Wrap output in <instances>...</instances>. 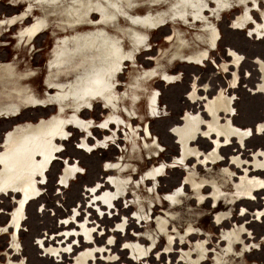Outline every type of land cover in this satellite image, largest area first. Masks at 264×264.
I'll return each mask as SVG.
<instances>
[{
	"label": "rangeland",
	"instance_id": "374dc122",
	"mask_svg": "<svg viewBox=\"0 0 264 264\" xmlns=\"http://www.w3.org/2000/svg\"><path fill=\"white\" fill-rule=\"evenodd\" d=\"M263 37L264 0H0V264H264Z\"/></svg>",
	"mask_w": 264,
	"mask_h": 264
},
{
	"label": "bare ground",
	"instance_id": "6f19581e",
	"mask_svg": "<svg viewBox=\"0 0 264 264\" xmlns=\"http://www.w3.org/2000/svg\"><path fill=\"white\" fill-rule=\"evenodd\" d=\"M11 64H10V66H11ZM10 66L8 67L7 71L5 72L4 76L2 77V79L0 81V106H2L3 104L4 105L5 104L6 105L7 104H14L15 106L18 107V109H21L22 106L28 107L29 104H27L28 102L25 103L26 99L24 97H25V95L29 96L31 94L30 92H32V91H30V90L26 91L28 88L25 90V88H23L19 84V82L22 81L21 80L22 78H24V79L28 78L29 75L19 74V73L16 74L15 72H13V69H15V68L12 66L10 69ZM10 71H11V73H10ZM51 88L52 87H50V85L47 86V89L50 90ZM262 89H264V87H262ZM191 90H192V85H191L190 91ZM190 91H189V93H190ZM199 103H201V102L199 101ZM202 104H203V107H204L205 112H206L207 110L205 108V104L204 103H202ZM205 112H203L204 116H205ZM0 116H4V110L0 111ZM194 116L198 119L202 118L201 115H197L195 113H194ZM180 120H181V123L179 125L182 126L186 123L185 114L183 117H181ZM170 132H171V128H170ZM176 140L179 143L177 138H176ZM107 177L104 178V182H102V183L99 182V184H100L99 186L102 187L103 185H105L108 182ZM98 189H100V188H98ZM30 193H34V189H30Z\"/></svg>",
	"mask_w": 264,
	"mask_h": 264
},
{
	"label": "crops",
	"instance_id": "0c3cea01",
	"mask_svg": "<svg viewBox=\"0 0 264 264\" xmlns=\"http://www.w3.org/2000/svg\"><path fill=\"white\" fill-rule=\"evenodd\" d=\"M167 22H168V21H167ZM167 22H166V23H167ZM263 38H264V37H263ZM257 40H260V39H257ZM175 61H176V60H175ZM215 66H216V65H215ZM216 68H218V66H216ZM218 70H219V69H218ZM215 71H216V70H215ZM165 72L168 73V74L171 73V72H169V71H167V70H165ZM216 74L221 76V73H220V72H216ZM171 75H174V74L171 73ZM174 76H175V75H174ZM195 77H196V75L193 76V82H194V78H195ZM197 82H198V80H197ZM160 83H162L163 86H167L170 82H169V83H168V82L165 83V82H162V81L160 80ZM202 84H208V83L204 82V83H202ZM208 85H209V84H208ZM227 86H228V85H227ZM186 99H187V98H186ZM187 101H188L189 103H191L190 100H187ZM201 101H202V100H201ZM194 104H195V103H194ZM257 124H258V123H257ZM257 124L254 125V126H255V127H254V130H250V131H251V135H255V134H256V135H257V134H258V135H261V134H262V132H260V134H259L258 132H257V133L255 132V130H257V127H256ZM255 128H256V129H255ZM243 130H244V129H243ZM200 135H201V134H200ZM258 135H257V136H258ZM218 139H220V138H218ZM246 140H247V139H246ZM190 145H191V144H189V146H190ZM179 146H180V150H181V151H180V152H181L180 154L182 155V157H183L184 154H187V159H188L189 157H194V152H189V151H194V146H193V147H192V146H191V147L188 146L186 150L183 149V147H182V145H181L180 143H179ZM228 146H230V143H226V142H224L223 145H222V146H219V148L217 149V153H218V154L220 153V150L222 149V147H223V148H226V147H228ZM239 146L241 147L240 144H239ZM243 146H245V144H243ZM240 147H239V148H240ZM239 150H241V148H240ZM256 151H257V150H254L253 153L256 152ZM240 152H243V151H236V153H235L234 155H237L238 158L243 159L242 156H241V154L238 155ZM253 153H252L251 156L249 157V158H251V161H245V160H243V163H244L243 166L245 167L244 169H246V170L248 171V174H256V175L259 174V173L263 174V172H264L263 170H264V169H263V170H262V169H257V170H256V169L254 168V162H253V157H254V155H253ZM255 155H256V154H255ZM178 158H180V157H178ZM256 158L259 159L258 156H257ZM187 159H186V160H187ZM221 159L223 160L224 158H221ZM229 160H230V162H231V156H230V159H229ZM243 166H242V167L240 166V168H243ZM7 216H8V217H7V219H6L5 225L2 226V225L0 224V228L5 227V229L7 230V232L10 233L9 236H10V238H11V234H12V232H13V230H12V225H11V223H12V217H11V214H10V213L7 214ZM3 234H4V233L1 232V233H0V236L3 235ZM10 243H11V242H10ZM10 243H9V248H8L7 252L10 251V254L13 255V253H12V251H11V248H10Z\"/></svg>",
	"mask_w": 264,
	"mask_h": 264
},
{
	"label": "flooded vegetation",
	"instance_id": "af4514ba",
	"mask_svg": "<svg viewBox=\"0 0 264 264\" xmlns=\"http://www.w3.org/2000/svg\"><path fill=\"white\" fill-rule=\"evenodd\" d=\"M35 34H36V31L35 32H32L30 35H29V37H28V40H27V44L28 43H30V41L33 39V37L35 36ZM16 73V72H15ZM19 74H21V73H19ZM224 88H226V87H224ZM201 91H203L202 89H200ZM221 93H224L225 94V91H221ZM194 94H196L195 92H194ZM227 95H229V94H227ZM197 97L200 99V102H203V103H205V101H206V99L207 98H210V97H208L207 95L205 96V98H203L202 96H200V95H197ZM212 98V97H211ZM29 99V98H28ZM30 99H32V98H30ZM202 100V101H201ZM196 103H199V102H195V104ZM2 106H4V107H8V106H11V107H15V105L14 104H3ZM208 119V117H207V115L205 114V118H203V120H207ZM85 150V149H84ZM33 173V172H32ZM31 173V174H32ZM34 176H39L37 173L34 175ZM25 178V177H24ZM23 178V179H24ZM27 178V177H26ZM47 181V180H46ZM0 184H3V186L2 185H0L1 187H5V185H6V183H0ZM33 185H34V189L36 190V196H35V198H38V197H40V195H39V192L40 191H38V189H37V186L39 187V183H35V182H33ZM62 187V186H61ZM1 189V188H0ZM2 190V189H1ZM0 190V196H6V194L4 193V192H2ZM18 192H19V190H18ZM21 192V191H20ZM22 193V192H21ZM23 194V193H22ZM24 195V194H23ZM39 195V196H38ZM25 196V195H24ZM26 198L25 199H28L27 201H33V200H35V198H28L27 196H25ZM97 198L98 197H95V199H94V201H97ZM22 202V201H21ZM15 204H18V202L17 203H15ZM11 214V217H12V223H11V225H12V230H13V237L15 238H17V230L19 229L18 228V218L15 216V214H12V213H10ZM19 217V216H18ZM21 219H22V214H21ZM16 220V221H15ZM24 220H26V218H24ZM21 221V220H20ZM0 229H2V228H0ZM3 229H5V227H3ZM0 233H1V230H0ZM61 236V239L62 238H64L65 236L64 235H60ZM56 238H59V236H55ZM53 238V237H52ZM53 240V239H52ZM44 244H46L47 245V247H56V246H58V243H56V242H54L53 244L52 243H50V242H46L45 243V240L43 239V241H42ZM50 243V244H49ZM60 244L61 245H64L65 243L64 242H60ZM11 248V247H10ZM79 248V247H78ZM11 251H13L14 252V249H12L11 248ZM70 260V259H69Z\"/></svg>",
	"mask_w": 264,
	"mask_h": 264
},
{
	"label": "water",
	"instance_id": "95a60500",
	"mask_svg": "<svg viewBox=\"0 0 264 264\" xmlns=\"http://www.w3.org/2000/svg\"><path fill=\"white\" fill-rule=\"evenodd\" d=\"M16 54H17V52H15V51L0 48V81H1L2 77L4 76L5 72L7 71L8 67L10 66L11 62L13 61L14 57L16 56ZM195 108H196L195 114H197V115H201L203 112H205V109H204L202 103H196ZM181 117L182 116L179 117V120L181 119ZM169 132H170V129H169ZM214 139H217V138H214ZM173 140H174V144H176V146H177V143H178L177 140L175 138ZM189 142L193 143L194 140H190ZM211 145H213V144H211ZM177 153H178V151H176V154ZM180 185H182V183Z\"/></svg>",
	"mask_w": 264,
	"mask_h": 264
}]
</instances>
